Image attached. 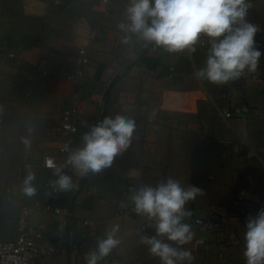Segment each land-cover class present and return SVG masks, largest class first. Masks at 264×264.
<instances>
[{
    "label": "crops",
    "instance_id": "1",
    "mask_svg": "<svg viewBox=\"0 0 264 264\" xmlns=\"http://www.w3.org/2000/svg\"><path fill=\"white\" fill-rule=\"evenodd\" d=\"M248 2L251 6L246 19L256 25L257 33L264 37V0ZM83 3H87L84 9L72 17L54 20L52 28L43 31L35 43L23 42L14 47L12 42H6L7 34L0 28V40L6 42L3 44L5 52L19 56L17 61L8 56L0 58V81L6 80L5 90L28 88L37 107L32 110L8 105L10 112L19 113L18 118L12 120L16 126L21 125L26 132L38 123L39 118L35 117L45 113L46 105L56 110L58 121L54 128L59 124L63 109L74 103L80 110V133L72 146L75 149L82 146V135L89 127L106 116L124 115L136 125L129 148L114 159L111 167L83 176L71 165L64 171L72 177L74 187L61 191L51 203L67 208L70 214L63 217L36 211L32 216V226L46 225L42 245L55 250L36 264H86L85 255L96 248L98 239L104 238L114 225H119L116 238L121 242L99 264H160L159 258L152 256L148 246L141 242L142 236L155 235V227L145 228L149 220L134 211L130 199L133 193L128 191V186L155 187L171 176L167 173L174 171L172 165L165 175L161 168V160H165L169 151L165 154L166 150L162 149L159 153L156 145L164 143L159 137L162 130L170 127L172 118L184 121V129L204 130L198 132L202 137L191 138V144L201 147L185 161L189 163L187 170L195 171L194 174L206 172L212 177L207 191L202 190V195L186 205L191 215L185 217L184 222L191 225L194 238L183 247L191 251L192 264H245L243 233L247 216L243 220H230V228L224 224L218 226L215 233L200 232L193 223L196 218L204 217L202 209L208 207L207 200H210L206 199V193L214 200L209 208H214L217 200L225 201L227 208L232 201L230 195L236 189L249 191L245 197V207L251 203L248 210L255 205L259 209L260 200L264 201V164L256 158L241 157L249 150L261 153L264 148V62L259 63L254 73L246 71L227 84H211L195 76L204 66L208 50L193 56L188 50L169 53L131 34L129 43L122 42L125 33L118 25L126 22L129 0H114L108 8L99 1ZM95 31L97 34L92 39ZM86 44L90 45L91 64L79 85L74 86L69 79L75 72L71 57L77 46ZM42 61L46 62L48 72L44 76L32 70ZM19 75L24 76L20 85L15 84ZM236 110H239L238 115L224 119L223 113ZM53 128L45 146L28 157L13 180L0 176V238L4 240L17 237L21 212L17 216L13 206L51 201L47 182L56 177L43 167V158L58 155L59 142L54 138ZM165 143L171 144V141ZM185 143L188 145L189 140ZM193 155L197 158L195 161ZM241 159L248 161L247 169L238 173L233 167ZM28 169L36 176L37 190L33 196L22 191ZM236 204L239 211L243 203L237 201ZM86 221L89 222L87 227L93 225L91 232L85 231ZM198 239L216 243L195 248Z\"/></svg>",
    "mask_w": 264,
    "mask_h": 264
},
{
    "label": "clouds",
    "instance_id": "2",
    "mask_svg": "<svg viewBox=\"0 0 264 264\" xmlns=\"http://www.w3.org/2000/svg\"><path fill=\"white\" fill-rule=\"evenodd\" d=\"M250 6L248 0H129L126 22L118 28L125 33V44L135 35L169 53L195 51L203 34L210 46L204 66L195 76L223 85L239 79L246 71L254 73L264 54L255 46L258 27L246 19ZM135 128V122L124 115L104 117L82 135L81 147L65 145L66 164L82 176L111 167L114 159L129 148ZM24 143L28 145L30 141L25 139ZM46 163L56 177L51 181L54 190L69 191L74 187L72 177L65 174L62 166L51 160ZM35 180V173L28 169L22 188L25 195H35ZM199 195V187H183L171 177L155 187L142 186L131 195L134 211L154 223L155 235L142 236L141 242L159 258L160 264H192L194 257L183 246L193 241L194 233L184 220L191 215L186 205ZM118 231L119 225H114L104 238L98 239L96 248L85 255L86 264H99L120 244ZM243 242L245 264H264V206L246 217Z\"/></svg>",
    "mask_w": 264,
    "mask_h": 264
},
{
    "label": "rangeland",
    "instance_id": "3",
    "mask_svg": "<svg viewBox=\"0 0 264 264\" xmlns=\"http://www.w3.org/2000/svg\"><path fill=\"white\" fill-rule=\"evenodd\" d=\"M84 5H87V3H83L79 0H0V28L7 34L6 42L9 44L12 42L14 47L22 44L23 42L25 44L31 42L35 43L37 38L43 34V31L47 29L50 30L52 28L54 20H58L62 17L65 19L67 17H72V15L76 14L78 10L84 9ZM38 13H41V15H38ZM2 40L4 41V39ZM3 41L0 40V42L5 45L6 42L4 43ZM7 58L12 61L19 60L18 54H16L15 59L10 57ZM15 70H17V67ZM22 78L24 81V76H17L15 84L20 85ZM28 80L31 82L29 76ZM6 83L5 79L0 81V176L11 178V180H13L19 173L20 168L27 163L28 157L32 156L33 152L38 148H43L45 143L48 142L47 138L49 131H51L54 124L57 123L58 118L56 116V110H54L53 106L47 107L45 105V113L43 115L39 114V117H35L39 118L38 123L29 127L31 132H29V129L25 132L24 130L26 129H21V125L16 126L12 120L18 118L17 116H19V113H12L13 111L10 112L8 105H17L19 107L25 106V108H32V110L37 107L34 103L35 101L33 102V95L31 92L29 93L28 88L20 89L19 87H15L14 89L5 90L7 86ZM5 110H7V112H5ZM41 118L44 119V122ZM184 123V121L172 118V120L169 121L170 127L162 130L160 134L159 138L164 143L156 145L158 152L160 153L162 149H165V154H167L169 151V155H166L164 158L165 160H161V168H163L162 170L164 171L162 174L165 175V172H168V168L172 165L174 167V171L167 174L171 175V178L178 180L183 187H188L189 185L196 187L205 186V188L201 189L203 191H207V186L212 181V177L210 175H206V172H198L197 174H194L195 171L187 170L189 163L185 161L189 156L191 157V154L197 152V149H200L201 147L199 145L191 144V138L202 137V135L198 132L204 130H197L194 128L184 129L182 128ZM25 139L30 141L28 145L24 143ZM166 140L171 141V144L165 143ZM185 140H189L188 145L185 143ZM241 157L244 156L241 155ZM192 158L194 159L193 161L197 159L194 155ZM246 162L248 161L244 159L237 161L233 167L234 170H238V173L245 172L247 169L245 165ZM163 181H166V179L161 180L160 183ZM241 192H243L245 197L248 196L249 191L236 189L234 193H231L230 195V199H232V201L227 208H225L226 206L224 205H226V202L223 200H217L214 208H209L213 206L214 200L210 193H206V199H210L207 200V204L209 205L206 209H202L201 216L209 219L214 218V220L221 222L224 226L228 225V228H230V220L235 218L243 220L250 214L254 215L258 211V207L255 205L253 208L248 210L251 203L250 205L247 204L245 207V197L240 199L241 197L239 196V193ZM11 199L13 200L14 196H11ZM237 201H241L243 203L242 206L239 205V211L236 206ZM259 203L261 205L260 207L264 206L263 199L260 200ZM13 207L15 214L19 216L23 207L19 204H16ZM242 208L245 210L244 213H240V209ZM117 213L120 215L118 211ZM92 226L86 227L85 231L91 232ZM95 236L94 238H97ZM0 240L3 241L4 239L0 238ZM215 243L212 241L208 244Z\"/></svg>",
    "mask_w": 264,
    "mask_h": 264
},
{
    "label": "built area",
    "instance_id": "4",
    "mask_svg": "<svg viewBox=\"0 0 264 264\" xmlns=\"http://www.w3.org/2000/svg\"><path fill=\"white\" fill-rule=\"evenodd\" d=\"M83 2H94L99 1L104 7L108 8L114 0H79ZM97 32H93L92 39H94ZM255 46L258 50L264 53V37L260 34L255 36ZM89 44L77 46L74 49L73 55L71 57L72 63L75 67V72L69 76V79L73 82L74 86L79 85L80 80L85 76L88 66L91 64L89 55ZM209 39L203 34L200 36L197 44L195 45V51H189L191 56L195 55L200 51H207L209 48ZM8 56L12 59L16 58L14 53H6L4 50L3 43L0 42V58ZM264 62V54L261 55L259 63ZM258 69V68H257ZM34 73L40 72L42 75H47L46 62L43 61L37 67L32 69ZM239 110L235 113L225 112L223 117L226 120L233 118V116L238 115ZM80 110L78 107L71 103L66 106L62 111V116L59 124L55 126L54 138L58 143V155H47L43 158V167L53 172L51 168L47 166V161L51 160L56 165L62 166L64 171L69 169V165L66 164L68 158V152H66L65 145L74 146L75 142L80 133ZM246 159L257 158L264 164V148L261 153L249 150L244 153ZM55 180V179H53ZM51 180V181H53ZM51 181L47 182V187L49 188V200L50 202L37 201L34 206H24L21 210L17 224V237L11 240H0V264H36L40 258L51 256L54 253V248H46L42 245L45 238L46 225L41 223L34 227L31 225L32 216L36 211H41L44 215H55V216H69L70 212L67 208H61L52 204V200L56 201L57 197L60 195V190H54ZM136 190L135 185L130 184L128 186V191L134 193ZM243 199L245 196L243 192L239 195ZM242 204L241 201H239ZM240 213H244V209H240ZM154 225L152 222L148 221L145 228L148 229ZM84 226H89V222H84ZM193 226H195L200 232L203 233H215L218 226H223L221 222L214 220V218L198 217L194 220ZM221 232V230H218ZM219 237V236H218ZM202 241V243H198ZM208 242L204 239H198L194 243V247L203 246Z\"/></svg>",
    "mask_w": 264,
    "mask_h": 264
},
{
    "label": "bare ground",
    "instance_id": "5",
    "mask_svg": "<svg viewBox=\"0 0 264 264\" xmlns=\"http://www.w3.org/2000/svg\"><path fill=\"white\" fill-rule=\"evenodd\" d=\"M189 52V51H188ZM171 69V68H170Z\"/></svg>",
    "mask_w": 264,
    "mask_h": 264
}]
</instances>
